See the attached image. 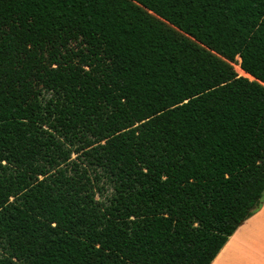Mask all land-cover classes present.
Returning <instances> with one entry per match:
<instances>
[{
	"label": "trees",
	"instance_id": "obj_1",
	"mask_svg": "<svg viewBox=\"0 0 264 264\" xmlns=\"http://www.w3.org/2000/svg\"><path fill=\"white\" fill-rule=\"evenodd\" d=\"M262 154L264 0H0V264H211Z\"/></svg>",
	"mask_w": 264,
	"mask_h": 264
},
{
	"label": "crops",
	"instance_id": "obj_2",
	"mask_svg": "<svg viewBox=\"0 0 264 264\" xmlns=\"http://www.w3.org/2000/svg\"><path fill=\"white\" fill-rule=\"evenodd\" d=\"M211 264H264V197L242 222Z\"/></svg>",
	"mask_w": 264,
	"mask_h": 264
},
{
	"label": "rangeland",
	"instance_id": "obj_3",
	"mask_svg": "<svg viewBox=\"0 0 264 264\" xmlns=\"http://www.w3.org/2000/svg\"><path fill=\"white\" fill-rule=\"evenodd\" d=\"M238 61H239V59H238ZM237 68V65L235 66V69ZM236 71L238 72V74L240 75V76H244V75H242L241 74V72L240 71H238L237 69H236ZM245 77V76H244ZM254 80V79H253ZM77 157V155L76 154H74L73 155V158H76ZM106 189H107V192L103 195V198H105L106 196H108V195H110L111 194V192H112V189H111V187H109L108 185H106ZM97 197L98 198H100L101 197V195L100 194H98L97 195Z\"/></svg>",
	"mask_w": 264,
	"mask_h": 264
},
{
	"label": "snow or ice",
	"instance_id": "obj_4",
	"mask_svg": "<svg viewBox=\"0 0 264 264\" xmlns=\"http://www.w3.org/2000/svg\"><path fill=\"white\" fill-rule=\"evenodd\" d=\"M257 164L261 167H264V154L259 157V159L257 160ZM12 198L14 199L15 197ZM52 227H56V225L53 224Z\"/></svg>",
	"mask_w": 264,
	"mask_h": 264
},
{
	"label": "bare ground",
	"instance_id": "obj_5",
	"mask_svg": "<svg viewBox=\"0 0 264 264\" xmlns=\"http://www.w3.org/2000/svg\"><path fill=\"white\" fill-rule=\"evenodd\" d=\"M239 62H240V60H239ZM239 64H240V63H239ZM236 69H237L238 71H240L242 75L250 76L249 74H247L246 72H244V71L241 69L240 65H237V68H236ZM247 78L254 79V77H247Z\"/></svg>",
	"mask_w": 264,
	"mask_h": 264
},
{
	"label": "water",
	"instance_id": "obj_6",
	"mask_svg": "<svg viewBox=\"0 0 264 264\" xmlns=\"http://www.w3.org/2000/svg\"><path fill=\"white\" fill-rule=\"evenodd\" d=\"M254 80H255V78H254Z\"/></svg>",
	"mask_w": 264,
	"mask_h": 264
}]
</instances>
